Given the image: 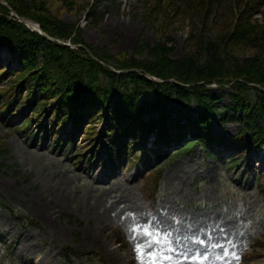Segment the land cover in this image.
Instances as JSON below:
<instances>
[{
	"label": "rangeland",
	"instance_id": "obj_1",
	"mask_svg": "<svg viewBox=\"0 0 264 264\" xmlns=\"http://www.w3.org/2000/svg\"><path fill=\"white\" fill-rule=\"evenodd\" d=\"M26 1L53 8L52 14L70 26L71 38L79 35L86 45L138 60L148 54L135 49L163 39L169 40L172 59L192 54L189 39L203 21L188 0ZM239 1L248 6L260 2L212 0L206 38L218 32L217 19L237 14L233 8ZM90 7L96 16L87 15ZM260 12L253 17L263 20L264 6ZM252 54L239 49L233 58L241 61ZM230 93L229 86L209 85L210 130L215 135L233 137L242 125L237 121L242 113L227 109ZM14 98L16 112L31 113L25 93ZM170 105L164 117L171 125L198 115L195 102L186 109ZM160 115L143 112L140 118L157 120ZM226 115L237 118L225 120ZM38 117L53 124L51 112ZM104 118L90 132L73 136L67 148L57 150L50 139L30 143L27 131L0 122L6 148L0 156V264H150L151 251L160 253L156 264H264V178L253 170L264 172V157L256 163L248 152L233 163L230 156L235 150L223 153L202 140L189 154L175 158L174 150L156 157L151 150H141L145 144H136L126 159L106 148L98 150L97 162L76 163L75 152L87 153L94 139H105L109 128ZM35 123L33 119L29 129ZM151 169H161L157 183L155 172L147 174ZM145 227L161 237L169 235L171 244H153L142 256L137 246L149 239L143 235ZM62 248L72 255L63 258Z\"/></svg>",
	"mask_w": 264,
	"mask_h": 264
},
{
	"label": "trees",
	"instance_id": "obj_2",
	"mask_svg": "<svg viewBox=\"0 0 264 264\" xmlns=\"http://www.w3.org/2000/svg\"><path fill=\"white\" fill-rule=\"evenodd\" d=\"M4 1L17 15L39 23L43 33L54 39L31 32L23 24L8 18L9 9L0 3V44L9 50L15 48L14 57L19 64V69L12 71L0 66V122L8 128L27 131L30 142L47 136L52 140V148L69 146L59 140L58 135L52 134L45 120H39L41 113L52 112L53 123L57 126L89 124L85 130L88 133L93 129L91 124L101 123L99 119L104 118L106 111L104 122L109 129L105 139H94L87 153L75 152L73 156L78 163H93L97 160L98 150L105 146L120 144L123 156L131 150L123 144V135L134 136L136 139L132 143L143 142L149 133L159 140V134H167L161 130L168 127L178 131L171 132L178 138L188 132L198 140L230 144L242 154L264 144V19L253 17L256 12L261 13L264 0L250 6L247 2H237L233 8L237 9V14L229 20L217 19L219 29L212 38L205 36L212 0H188L203 17L201 26L189 39L194 52L172 59L169 40L163 39L152 46L143 43L135 49V53L147 52L148 58L141 60L125 53L110 55L103 49L86 45L79 35L71 38L70 26L59 21L52 14L53 8L46 4ZM87 15L96 16L91 7ZM58 41H69L76 48ZM239 49L252 50L253 54L239 61L233 58ZM113 70L131 71L117 73ZM147 76L163 82H154ZM211 84L229 86L227 109L242 113L237 120L242 122L239 133L233 137L215 135L210 130L212 109L209 104L213 99L208 96V86ZM248 84L258 85L261 89ZM22 93L28 101L31 112L28 115L13 109L14 94ZM173 102L185 109L195 102L197 117H187L176 126L166 123L164 112L167 104L170 107ZM143 112L161 115L157 120L143 121L140 118ZM234 118L237 117L226 115L225 120ZM33 119L36 124L29 129ZM16 121L18 124L14 123ZM245 132L247 138L243 137ZM190 148L183 147L176 154L189 152ZM5 152L0 139V156ZM159 172H155L154 180L158 179ZM70 254L63 249V257Z\"/></svg>",
	"mask_w": 264,
	"mask_h": 264
},
{
	"label": "snow or ice",
	"instance_id": "obj_3",
	"mask_svg": "<svg viewBox=\"0 0 264 264\" xmlns=\"http://www.w3.org/2000/svg\"><path fill=\"white\" fill-rule=\"evenodd\" d=\"M134 232L139 231L138 228L133 229ZM143 235L146 237H149V239L145 242L143 245H138L137 246V251L143 256L144 255V249L145 248H151L153 244L156 245H163L165 243L171 244V240L169 239V235H165L163 237L160 236L158 232H151L149 228L145 227L143 229ZM199 243H203L202 241H198ZM222 247V245H221ZM168 251H172V248H168ZM160 255V253L156 251H151L148 253L149 261L150 264H156V258L157 256ZM165 259L171 260V257H165Z\"/></svg>",
	"mask_w": 264,
	"mask_h": 264
},
{
	"label": "bare ground",
	"instance_id": "obj_4",
	"mask_svg": "<svg viewBox=\"0 0 264 264\" xmlns=\"http://www.w3.org/2000/svg\"><path fill=\"white\" fill-rule=\"evenodd\" d=\"M28 22V20H27ZM29 23L31 24V26L35 27V23L33 21H29Z\"/></svg>",
	"mask_w": 264,
	"mask_h": 264
},
{
	"label": "water",
	"instance_id": "obj_5",
	"mask_svg": "<svg viewBox=\"0 0 264 264\" xmlns=\"http://www.w3.org/2000/svg\"><path fill=\"white\" fill-rule=\"evenodd\" d=\"M158 82H161V81H158Z\"/></svg>",
	"mask_w": 264,
	"mask_h": 264
}]
</instances>
